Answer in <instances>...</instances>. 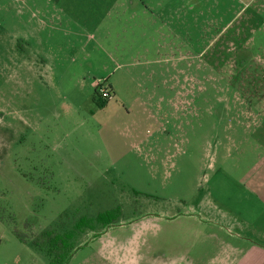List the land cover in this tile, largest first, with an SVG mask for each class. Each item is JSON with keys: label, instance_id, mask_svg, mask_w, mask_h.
Segmentation results:
<instances>
[{"label": "rangeland", "instance_id": "obj_1", "mask_svg": "<svg viewBox=\"0 0 264 264\" xmlns=\"http://www.w3.org/2000/svg\"><path fill=\"white\" fill-rule=\"evenodd\" d=\"M111 1L0 0V264H49L52 235L68 238L66 264H220L226 245L258 231L245 233L217 196L230 184L201 149L204 134L194 141L192 104H169L155 123L133 103L134 87L106 102L95 96L94 82L131 71L130 51L113 50L124 35L97 51L65 12L98 38ZM136 1L145 15L139 2L151 0ZM244 42L203 58L257 63L264 40ZM102 243L123 260H102Z\"/></svg>", "mask_w": 264, "mask_h": 264}, {"label": "crops", "instance_id": "obj_2", "mask_svg": "<svg viewBox=\"0 0 264 264\" xmlns=\"http://www.w3.org/2000/svg\"><path fill=\"white\" fill-rule=\"evenodd\" d=\"M74 4L84 6L83 2ZM139 4L143 16L138 14L141 8L136 0H112L105 5L111 11L97 22L96 31L108 24L98 38L80 25L87 20L81 22L79 16L67 12L65 16L80 27L82 37L96 40L97 51H105L106 41H119L124 35L123 44L114 41L113 50L130 51L125 54V67L132 69H126L114 83L105 80L112 98H120L121 88L134 87L133 103L145 104L147 117L155 123L164 121L169 104H192L194 141L199 142L204 134L201 149L212 153L217 175L230 184V191L217 196L229 216L240 217L245 233L258 226L254 235L245 234L240 243L226 245L219 263L264 264V51L254 54L257 63L255 58L243 59L235 66L230 62L219 67L206 61L202 52L226 51L233 40L245 41V45L264 40V10L259 13L258 9L264 8V0H151ZM110 24H117L112 32ZM138 68L141 81L135 76ZM189 84L194 91L187 98ZM98 255L105 261L123 260L109 243H102Z\"/></svg>", "mask_w": 264, "mask_h": 264}, {"label": "trees", "instance_id": "obj_3", "mask_svg": "<svg viewBox=\"0 0 264 264\" xmlns=\"http://www.w3.org/2000/svg\"><path fill=\"white\" fill-rule=\"evenodd\" d=\"M95 96L97 94V88L94 89ZM106 102V100H103ZM98 104V102H96ZM67 237L60 236V235H52L49 237V242L47 244L46 254L49 259V264H66L68 259V244H67Z\"/></svg>", "mask_w": 264, "mask_h": 264}, {"label": "built area", "instance_id": "obj_4", "mask_svg": "<svg viewBox=\"0 0 264 264\" xmlns=\"http://www.w3.org/2000/svg\"><path fill=\"white\" fill-rule=\"evenodd\" d=\"M96 88H97L98 97L100 99L109 100L111 98V92L105 84L102 85V83H97Z\"/></svg>", "mask_w": 264, "mask_h": 264}]
</instances>
